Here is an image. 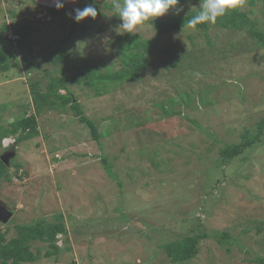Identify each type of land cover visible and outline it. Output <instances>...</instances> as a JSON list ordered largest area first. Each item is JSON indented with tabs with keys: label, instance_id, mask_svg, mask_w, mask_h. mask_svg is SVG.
Masks as SVG:
<instances>
[{
	"label": "rangeland",
	"instance_id": "374dc122",
	"mask_svg": "<svg viewBox=\"0 0 264 264\" xmlns=\"http://www.w3.org/2000/svg\"><path fill=\"white\" fill-rule=\"evenodd\" d=\"M91 1L62 0L68 8ZM95 2L97 17L73 29V14L47 9L55 0H0V32L5 23H26L33 42V53L18 49L20 67L0 72V126L34 113L33 84L45 91L64 67L65 74L89 64L102 72L123 68L115 46L126 34L117 30L122 21L108 7L113 0ZM200 4L180 0L182 11L156 19L200 11ZM236 8L264 30V0H240ZM206 26L167 34L140 76L109 82L103 94L85 83L69 85L100 144L70 105L42 111L38 136L15 145L17 135L3 139L0 157L5 145L15 155L11 178H0V202L12 211L0 230L10 240L16 224L57 223L60 215L68 232L59 235L58 254L45 256L52 247L35 241L31 249H40L41 258L23 264H172L162 244L189 234L207 237L184 264H257L253 258L264 257V130L230 162L220 157L228 144L259 132L264 46L245 30ZM3 33L20 38L13 29ZM135 34L152 40L157 29L145 22ZM54 48L66 52L65 62H55ZM166 102L179 113L167 115ZM102 155L117 177L106 172ZM221 233L228 243L218 240Z\"/></svg>",
	"mask_w": 264,
	"mask_h": 264
},
{
	"label": "trees",
	"instance_id": "16d2710c",
	"mask_svg": "<svg viewBox=\"0 0 264 264\" xmlns=\"http://www.w3.org/2000/svg\"><path fill=\"white\" fill-rule=\"evenodd\" d=\"M90 4H94L97 8V13L100 12L99 5L94 1L78 2L75 7L70 8L64 6L62 9H57L55 7H48L47 9L50 8L49 11L53 15H75V10L77 8L83 9ZM108 7L113 8V4ZM198 12L199 11L190 12L182 17L149 21V23L154 25L157 29L156 37L152 40L143 39L139 34L134 35L126 33L124 36L118 35L115 39V46L124 63L123 68L119 71L112 72L108 70L102 72V67L100 65L96 66L89 64L83 68L75 69L71 74H65L66 67H64L61 76L51 77L45 91H41L37 83L33 84L32 100L35 106L34 113L29 115L25 114L17 118L11 122L8 127L0 126V148L3 146V139L8 136L17 135V137L14 138V143L27 141L38 136V115L45 109H59L67 105H70V108L73 110L74 115L79 118V121L89 127L93 139L100 144L101 134L96 124L84 113L80 103L70 91L69 85L73 83H85L91 87H97V92L103 94L107 91V84L109 82H123L140 76L143 70L148 67L149 61L157 49V44L162 38L167 34L187 27V21ZM13 15H15V13H13ZM216 23L221 28L240 31L245 30L252 38L256 39L257 43L264 46V30L258 27V24L251 20L249 15L239 8L229 10L225 15L218 17ZM206 25L207 23L198 24L195 29H205L207 27ZM74 26H76V21L73 23V29ZM2 28L3 32L13 29L16 35L20 36L17 41H13L4 35L3 32H0V44L5 41L8 42L7 45L3 44L0 47V72L6 73L14 67H20L18 49L33 53L32 30L26 23H13L12 25H7L5 23ZM83 29L87 30L88 26H83ZM66 40L67 39L64 38L62 42L64 43ZM50 54L54 56V60L57 63L65 62L68 56L65 51L59 50L58 48L51 50ZM175 64L177 65V61ZM61 90H64L65 93H61ZM182 100H186L185 96ZM176 101V99L172 98L169 103L170 105H175ZM167 102L162 106L167 115L179 113L173 108H166ZM24 107L27 108L28 106L26 105ZM263 130L264 118L258 125L259 132L254 136H250V134L246 133V139L242 142L232 145L228 144L222 148L220 150L221 159L224 162H230L232 159L242 154L247 148L259 141V136ZM9 147L10 146H7L5 149ZM102 163L106 172L111 177H117L112 170V165L104 155H102ZM155 164L158 165V162L156 161ZM14 165L17 168L20 166L18 163ZM0 178H11L8 166L1 158ZM61 218L62 216L59 215V222L57 223L36 222L34 224H16L17 234L10 240H7L5 233L0 230V264H23L37 261L41 258V250L37 249V252L32 251V243L35 241L46 242L52 247V250L46 251L45 256L50 257L53 254H58L60 252V246L58 245L59 235L68 233L64 222L60 221ZM206 237L207 234H189L180 239L162 244V248L171 259L172 264H184L198 254L200 242ZM218 240L222 244L228 243L230 241V236L227 233H221ZM253 259L257 264H264V257L256 256Z\"/></svg>",
	"mask_w": 264,
	"mask_h": 264
},
{
	"label": "clouds",
	"instance_id": "9594fccd",
	"mask_svg": "<svg viewBox=\"0 0 264 264\" xmlns=\"http://www.w3.org/2000/svg\"><path fill=\"white\" fill-rule=\"evenodd\" d=\"M179 3L180 0H122V2L121 0H113V9L122 21L117 30L123 29L126 33L135 34L139 26L144 25L145 22L163 17L170 10L177 13L182 11L177 7ZM239 3L240 0H201L200 11L187 21V27L195 28L198 24L204 23L214 24L218 17L225 15L229 10L235 9ZM64 6L62 0H55L57 9H62ZM89 17L93 19L97 17V8L94 4H90L83 9L77 8L72 18L79 23Z\"/></svg>",
	"mask_w": 264,
	"mask_h": 264
},
{
	"label": "water",
	"instance_id": "95a60500",
	"mask_svg": "<svg viewBox=\"0 0 264 264\" xmlns=\"http://www.w3.org/2000/svg\"><path fill=\"white\" fill-rule=\"evenodd\" d=\"M15 155V147H11L1 155V160L9 166L10 160ZM12 217V211L3 203L0 202V221L3 223H7L9 219Z\"/></svg>",
	"mask_w": 264,
	"mask_h": 264
}]
</instances>
